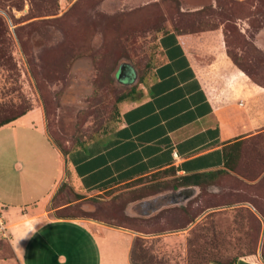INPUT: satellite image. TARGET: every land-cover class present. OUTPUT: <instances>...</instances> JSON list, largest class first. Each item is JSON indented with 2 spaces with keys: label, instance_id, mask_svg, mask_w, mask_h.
Instances as JSON below:
<instances>
[{
  "label": "rangeland",
  "instance_id": "1",
  "mask_svg": "<svg viewBox=\"0 0 264 264\" xmlns=\"http://www.w3.org/2000/svg\"><path fill=\"white\" fill-rule=\"evenodd\" d=\"M169 31L198 60L225 53L264 85V0H0V122L38 108L40 136L64 152L106 133ZM235 145L231 161L197 184L152 174L90 199L91 211L72 203L56 214L135 231L131 264L263 259L264 134ZM65 189L57 204L72 200ZM8 238L0 236V261L11 257Z\"/></svg>",
  "mask_w": 264,
  "mask_h": 264
},
{
  "label": "crops",
  "instance_id": "2",
  "mask_svg": "<svg viewBox=\"0 0 264 264\" xmlns=\"http://www.w3.org/2000/svg\"><path fill=\"white\" fill-rule=\"evenodd\" d=\"M158 44L139 90L119 103L106 133L64 152L40 136L38 108L0 127V209L11 253L0 264H131L135 231L56 211L72 203L91 211L90 199L152 174L197 184V175L211 176L231 161L233 145L264 134V85L225 53L194 60L173 31ZM19 129L39 137L22 141L13 137ZM63 186L72 200L57 204ZM233 264L264 260L253 254Z\"/></svg>",
  "mask_w": 264,
  "mask_h": 264
},
{
  "label": "built area",
  "instance_id": "3",
  "mask_svg": "<svg viewBox=\"0 0 264 264\" xmlns=\"http://www.w3.org/2000/svg\"><path fill=\"white\" fill-rule=\"evenodd\" d=\"M0 211H1V209H0ZM0 236L1 237H8L9 236L6 221H5V218H4V215L2 212H0Z\"/></svg>",
  "mask_w": 264,
  "mask_h": 264
},
{
  "label": "trees",
  "instance_id": "4",
  "mask_svg": "<svg viewBox=\"0 0 264 264\" xmlns=\"http://www.w3.org/2000/svg\"><path fill=\"white\" fill-rule=\"evenodd\" d=\"M182 42H183V44H184V47H186V49L188 50V52H189V54L191 55V57H192L194 60L197 61V57L194 56V55L189 51V49L187 48V45H186V42H185L184 36H182ZM16 118H17V117L3 120L2 122H0V126L4 125V124H6V123H9L10 121H12V120H14V119H16ZM228 164H229V162H228ZM197 178H201V177H199V175H197ZM263 260H264V258H263ZM232 264H233V263H232Z\"/></svg>",
  "mask_w": 264,
  "mask_h": 264
},
{
  "label": "water",
  "instance_id": "5",
  "mask_svg": "<svg viewBox=\"0 0 264 264\" xmlns=\"http://www.w3.org/2000/svg\"><path fill=\"white\" fill-rule=\"evenodd\" d=\"M122 77H123V76H122ZM118 78H121L120 72H119V74H118Z\"/></svg>",
  "mask_w": 264,
  "mask_h": 264
},
{
  "label": "flooded vegetation",
  "instance_id": "6",
  "mask_svg": "<svg viewBox=\"0 0 264 264\" xmlns=\"http://www.w3.org/2000/svg\"><path fill=\"white\" fill-rule=\"evenodd\" d=\"M182 192H184V191H182Z\"/></svg>",
  "mask_w": 264,
  "mask_h": 264
}]
</instances>
